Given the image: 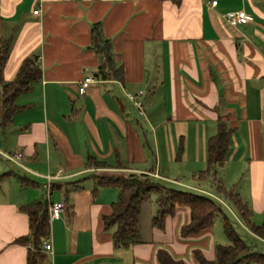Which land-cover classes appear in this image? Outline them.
<instances>
[{
    "label": "crops",
    "instance_id": "crops-1",
    "mask_svg": "<svg viewBox=\"0 0 264 264\" xmlns=\"http://www.w3.org/2000/svg\"><path fill=\"white\" fill-rule=\"evenodd\" d=\"M212 1L0 0V42L11 41L5 81L29 56L42 70L0 129V264H27L30 245L17 241L31 233L22 207L37 201L64 204L50 219L53 248L43 250V264H160V249L184 264H199L197 249L213 260L216 245L225 243L215 222L182 236L191 211L177 206L156 227L154 194L141 204L142 242L116 246L115 227L106 229L104 217L119 188L99 185L97 176L147 174L223 198L215 180L195 179L207 169L208 140L220 121L233 131L216 180L236 189L255 224L264 221V0ZM240 10L253 20L230 26L223 16ZM96 23L123 67L122 81L100 76L101 57L91 48ZM88 75L94 80L81 93ZM141 90L144 115L125 95ZM17 152L22 166L5 157ZM57 169L63 176L47 189L45 175Z\"/></svg>",
    "mask_w": 264,
    "mask_h": 264
},
{
    "label": "trees",
    "instance_id": "trees-1",
    "mask_svg": "<svg viewBox=\"0 0 264 264\" xmlns=\"http://www.w3.org/2000/svg\"><path fill=\"white\" fill-rule=\"evenodd\" d=\"M101 57L99 67L103 79L115 78L123 80V67L114 61L110 39L101 30L100 23L92 27V43ZM11 50V41L0 42V90L2 98V116L0 129L12 121L18 111L17 97L32 89L33 84L41 78L42 70L37 57H26L13 80L5 81L4 67ZM233 129L226 121H220L217 133L211 136L207 145V169L195 175L199 182L216 181V190L223 198L229 200L235 211L239 213L242 224L233 216L230 218L223 207L214 198L201 192L179 190L156 182L147 174H129L127 176L100 175L99 185L113 184L119 188L118 200L113 205L110 215L104 217L105 228L115 227L113 239L116 246L127 247L141 243L140 212L141 204L149 196L156 195L159 210L152 222L156 227H163L167 215L173 214L177 206H187L191 211V221L181 229V235L198 234L210 228L218 216L221 217L228 243L217 244L215 258L207 259L200 250H194V257L199 264H241L242 262H258L264 264V252L249 244L241 235L237 226H241L251 235L264 240V221L257 225L252 221V211L248 204L242 201L235 188L227 189L216 180V169L224 165L231 146ZM92 165H102L91 160ZM4 176V175H3ZM22 209L28 214L31 233L29 236L17 239L18 242L30 245L27 264H43V243L50 232L49 204L47 201H37L26 204ZM237 213V214H238ZM160 264H184L182 259L174 257L169 251L160 249L157 252Z\"/></svg>",
    "mask_w": 264,
    "mask_h": 264
},
{
    "label": "built area",
    "instance_id": "built-area-1",
    "mask_svg": "<svg viewBox=\"0 0 264 264\" xmlns=\"http://www.w3.org/2000/svg\"><path fill=\"white\" fill-rule=\"evenodd\" d=\"M213 5L217 4V0L212 1ZM35 14L39 13V10H35L34 11ZM223 18L226 20V22L233 27H236L240 24H247L250 21L253 20L252 16L249 15L246 11L244 10H240V11H230L228 13H226ZM94 77L92 75H88L86 76L82 82L81 85L79 87V90L81 93H85L86 90L88 89V87L90 86V84L93 82ZM144 91L141 90L138 93H131V92H127V96L133 101V104L135 105V107H137V109L139 110V113L141 115L145 114L144 111V103L141 99V96L143 95ZM5 157L13 162L18 163L19 165L22 166V164L20 163L22 154L20 152H17L15 154H5ZM63 176V169H57L56 172L54 173H47L45 175L46 178V182L44 184V186L47 189H50L53 182L59 178H61ZM157 176V175H156ZM198 192H201L205 195H208L212 198H214L217 202H219V204L222 207H226L228 208L231 213L233 214V216L239 221L240 224H242V222L240 221V219L238 218V216L235 214V212L233 211V209L231 208V206L228 204L227 201H225L223 198H221L220 196H218L217 194L211 193V192H207L201 189H197ZM64 208V204L63 203H51L49 205V211H50V219H52L54 216H56L59 211L63 210ZM243 225V224H242ZM52 242L47 239L44 241L43 243V250L45 251H52Z\"/></svg>",
    "mask_w": 264,
    "mask_h": 264
},
{
    "label": "rangeland",
    "instance_id": "rangeland-1",
    "mask_svg": "<svg viewBox=\"0 0 264 264\" xmlns=\"http://www.w3.org/2000/svg\"><path fill=\"white\" fill-rule=\"evenodd\" d=\"M125 95H126V98L133 105V101L127 96V93ZM120 97L121 98L123 97V101H125V99H124L125 97L122 95V93L120 94ZM2 111H3V109H2V98H1V90H0V120H1V116H2ZM0 134H1V132H0ZM0 147H2L3 149L6 148L2 144V141L1 140H0ZM160 183L163 184V185H166L165 184L166 182H164V181H161ZM173 188H176V189H179V190H186V189L180 188V187H173ZM228 204H230V203L228 202ZM230 206L232 207L231 204H230ZM223 211L230 218L234 219L233 218V214L231 213V211L228 208L223 207ZM146 223H147V220H145V222H144L145 225L144 226H147L149 224V223L148 224H146ZM237 228H238L239 232L241 233V235L247 240V242L249 244H252V245L256 246L257 250L264 252V242L263 241L257 240L253 235H251L250 233H248L247 231H245L241 226H237ZM215 234L219 236L218 238L223 239L224 240L223 242H225V243H220V244H226V243H228V238H227V236H226V234L224 232L223 223H222V220H221V217L220 216H218L216 218V221H215Z\"/></svg>",
    "mask_w": 264,
    "mask_h": 264
}]
</instances>
